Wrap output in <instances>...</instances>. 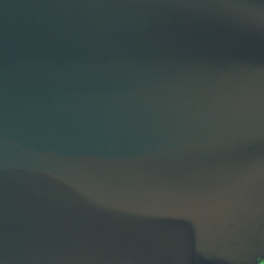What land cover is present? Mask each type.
<instances>
[{"label":"water","instance_id":"1","mask_svg":"<svg viewBox=\"0 0 264 264\" xmlns=\"http://www.w3.org/2000/svg\"><path fill=\"white\" fill-rule=\"evenodd\" d=\"M0 264H264V0H0Z\"/></svg>","mask_w":264,"mask_h":264}]
</instances>
